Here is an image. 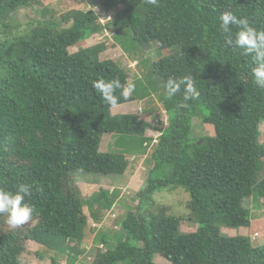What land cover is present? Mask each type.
Returning <instances> with one entry per match:
<instances>
[{"label":"trees","instance_id":"trees-1","mask_svg":"<svg viewBox=\"0 0 264 264\" xmlns=\"http://www.w3.org/2000/svg\"><path fill=\"white\" fill-rule=\"evenodd\" d=\"M39 1L0 0V188L14 192L21 183L31 185L25 201L34 207L21 228H11L7 214H0V264H24L27 241L39 245L38 257L43 248L52 259L64 256L66 264H82L88 251L90 264H160L155 255L171 264H264V245L221 231L250 226L253 201H264V88L252 75L254 53L227 45L220 31L226 11L264 30V0H159L158 6L100 0L98 14L76 10L62 16ZM34 4V16L21 20L19 10ZM114 10L101 24L100 14ZM105 27L123 49L127 31L142 49L165 52L145 80L130 78L133 69L119 60L100 59L77 44ZM230 27L233 34L239 30ZM189 73L199 97L184 101L180 92L167 98L168 78ZM99 77L135 82L127 99L116 90L114 106L145 100L149 105L141 111H148L155 95L166 125L135 112L113 113L114 106L92 88ZM194 116L212 133L193 134ZM104 134L113 141L101 151ZM147 147L153 166L138 202L116 220L119 228L116 222L114 229L104 225L106 211L126 205L116 203V187L129 159ZM101 179L115 188L86 197L77 187ZM167 187L189 194L187 212L175 214L152 199ZM88 236L94 247L86 249Z\"/></svg>","mask_w":264,"mask_h":264},{"label":"rangeland","instance_id":"rangeland-1","mask_svg":"<svg viewBox=\"0 0 264 264\" xmlns=\"http://www.w3.org/2000/svg\"><path fill=\"white\" fill-rule=\"evenodd\" d=\"M40 6H52L56 11L57 16H62L61 14L71 13L76 10H82L84 14L91 15L93 13L100 12V0H40ZM38 4H34V7L29 8H21L18 12V17L21 20H26L28 17L34 16V9ZM119 6L118 8H120ZM114 11L104 12L101 13L99 21L101 24L105 26L106 22L110 19L113 15ZM98 14V13H97ZM126 33V34H125ZM113 32L108 28H104V30L98 34H95L93 37L88 38L87 40L81 41L77 43L78 45H82L83 49H87L88 51H96L100 59L104 58H113L119 60L127 67L133 69V73H130V78H134V76H138L145 80L147 78V73L151 70V64L154 59L158 56L165 54L164 51L158 50L156 46H152L150 50H144L140 46L135 45L130 38V34L127 31H124L126 35L123 37V46L124 49L121 47L120 44L117 43L116 39L113 37ZM71 50H76V46H73ZM152 95V105L153 108L148 111H141L144 105H149L145 103V100H138L137 102H130L128 104H121L120 106L112 107L111 111L115 114L118 113H126V112H135L138 116L144 117V119H148L152 124L158 126H165L167 115L164 112L163 108H161L160 103L157 101V97ZM144 102V103H143ZM156 116H153V115ZM261 129L263 127L261 126ZM211 126L203 123L199 116H194L192 121V132L193 134L205 133L210 134L212 133ZM148 135L156 136L158 135V131L148 130ZM113 141V137L109 136L108 134H104L100 143V150L106 151L110 150L109 144ZM154 141V140H153ZM151 147H147V151L144 154H141L137 159H129L131 165L125 172L124 176L121 178L120 183L116 188H118L119 198L117 199L116 203L126 202V205L122 208H116L112 211H106L104 216H107V219L104 223L106 226H113V229L120 225L116 222V220L122 218L124 216V212L126 211V207L129 208V203H136L138 202L137 192L145 187V179L147 178L148 170L153 166V161L150 159V150ZM149 150V151H148ZM147 160V161H146ZM110 178V177H107ZM104 179V178H102ZM100 180L98 183H92L88 181L84 182H77V187L83 194V196L88 197L93 192L97 191L99 188L111 189L112 186L108 183L110 181ZM189 194L185 192V190L179 188H161L154 192L152 199L157 201L160 205L169 206V211L175 214H181L187 212V207L185 206L187 202L185 199ZM190 199V197H189ZM188 199V201H189ZM133 203V204H134ZM156 204V203H155ZM86 210V208H84ZM251 214L252 219L250 226L247 228L240 227V228H226L222 227L221 231L227 235H248L254 236V232L257 234L253 237V243L256 246L264 245V201L263 200H256L253 201L251 205ZM89 220V218H88ZM116 222V227L115 223ZM29 222L19 226L20 228L23 226L28 225ZM97 228L100 226L96 224ZM183 229H193L190 226H183ZM195 229V228H194ZM89 240L83 242V245L86 249L94 247L91 244L90 236ZM100 248H102L99 245ZM37 249H41L38 244L27 241L26 243V252H24L20 259L24 264H66L65 257L57 255L55 259H52V252H46L43 250V255L38 257L35 253ZM103 249V248H102ZM101 249V250H102ZM90 252L88 251V255L85 254L80 257V261L82 264H90L92 261ZM154 261L160 264H171L165 258L155 255Z\"/></svg>","mask_w":264,"mask_h":264},{"label":"clouds","instance_id":"clouds-1","mask_svg":"<svg viewBox=\"0 0 264 264\" xmlns=\"http://www.w3.org/2000/svg\"><path fill=\"white\" fill-rule=\"evenodd\" d=\"M146 3L158 6L159 0H146ZM220 21V31L224 34L227 45H235L248 55L254 53L252 75L255 83L264 88V30H258L249 23L248 19L238 17L231 11L223 12L220 15ZM233 25L239 29L234 34L230 27ZM165 87L167 98H172L182 92L183 100L189 101L200 95L196 86V78L191 73L179 77H169ZM92 88L101 95L106 103L114 106L119 103V97L115 94L116 90L119 89L121 96L127 99L135 92L136 84L132 80L122 84L119 79L106 80L99 77L92 82ZM178 106L180 108L188 107L187 103H180ZM111 186L110 191L115 188L113 185ZM30 195L31 185L29 184H19L14 192L0 188V214H7V223L11 228L15 229L32 218L34 207L25 201V197ZM253 234L255 236L257 232ZM254 236L251 238L253 239Z\"/></svg>","mask_w":264,"mask_h":264}]
</instances>
